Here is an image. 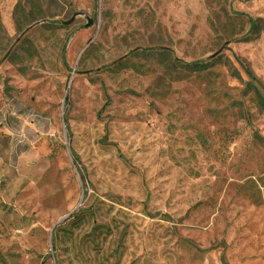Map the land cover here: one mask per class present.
I'll return each mask as SVG.
<instances>
[{"label": "rangeland", "instance_id": "374dc122", "mask_svg": "<svg viewBox=\"0 0 264 264\" xmlns=\"http://www.w3.org/2000/svg\"><path fill=\"white\" fill-rule=\"evenodd\" d=\"M252 88L264 0H0V264H264Z\"/></svg>", "mask_w": 264, "mask_h": 264}, {"label": "trees", "instance_id": "16d2710c", "mask_svg": "<svg viewBox=\"0 0 264 264\" xmlns=\"http://www.w3.org/2000/svg\"><path fill=\"white\" fill-rule=\"evenodd\" d=\"M164 53H167V52H164ZM181 67L182 68H185V69H189V70H193V69L201 70L202 69V67L199 66L198 64H194V65H181ZM251 90H252L253 95H254V97L256 99V102H257L258 107L261 110H264V98H262V96L259 94V92L255 88H252Z\"/></svg>", "mask_w": 264, "mask_h": 264}]
</instances>
